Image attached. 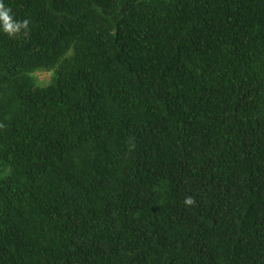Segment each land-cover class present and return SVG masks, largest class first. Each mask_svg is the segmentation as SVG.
Wrapping results in <instances>:
<instances>
[{
  "label": "trees",
  "instance_id": "obj_1",
  "mask_svg": "<svg viewBox=\"0 0 264 264\" xmlns=\"http://www.w3.org/2000/svg\"><path fill=\"white\" fill-rule=\"evenodd\" d=\"M2 2L0 264H264V0Z\"/></svg>",
  "mask_w": 264,
  "mask_h": 264
},
{
  "label": "clouds",
  "instance_id": "obj_2",
  "mask_svg": "<svg viewBox=\"0 0 264 264\" xmlns=\"http://www.w3.org/2000/svg\"><path fill=\"white\" fill-rule=\"evenodd\" d=\"M29 21L27 19L17 21L13 18L12 11L10 7H5L2 0H0V26H2L3 31L9 36H15L20 33L21 29H27ZM193 200L191 197L185 199V204H192Z\"/></svg>",
  "mask_w": 264,
  "mask_h": 264
},
{
  "label": "rangeland",
  "instance_id": "obj_3",
  "mask_svg": "<svg viewBox=\"0 0 264 264\" xmlns=\"http://www.w3.org/2000/svg\"><path fill=\"white\" fill-rule=\"evenodd\" d=\"M50 75L51 74L49 71L38 70L33 72V76L37 78V81L43 84H45L48 81Z\"/></svg>",
  "mask_w": 264,
  "mask_h": 264
}]
</instances>
